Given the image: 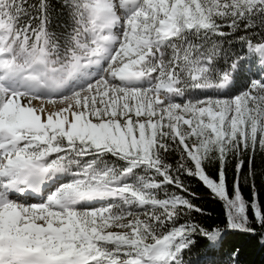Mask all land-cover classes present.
Instances as JSON below:
<instances>
[{"label": "snow or ice", "instance_id": "obj_1", "mask_svg": "<svg viewBox=\"0 0 264 264\" xmlns=\"http://www.w3.org/2000/svg\"><path fill=\"white\" fill-rule=\"evenodd\" d=\"M262 192L264 0H0V264H217Z\"/></svg>", "mask_w": 264, "mask_h": 264}, {"label": "trees", "instance_id": "obj_2", "mask_svg": "<svg viewBox=\"0 0 264 264\" xmlns=\"http://www.w3.org/2000/svg\"><path fill=\"white\" fill-rule=\"evenodd\" d=\"M59 2V0H54ZM232 175L229 174V181H231ZM188 183L191 184L192 190L196 192L198 199L195 201L198 206L203 209V215L196 214L198 216V222L205 226H217L224 227L225 218L222 212V204L218 200L212 197L210 192L197 180L189 179ZM259 183V182H258ZM244 194L247 197L248 190L244 189ZM264 197V192L261 193ZM197 245H203L207 241L205 238L197 236ZM233 247L239 249V261L240 264H264V236H261L259 232L255 236L238 234L230 235L229 243L225 245L221 252H217L212 258L217 264H231L229 257L233 251ZM204 255L203 247H200L199 251H193L189 257L190 260H200Z\"/></svg>", "mask_w": 264, "mask_h": 264}, {"label": "rangeland", "instance_id": "obj_3", "mask_svg": "<svg viewBox=\"0 0 264 264\" xmlns=\"http://www.w3.org/2000/svg\"><path fill=\"white\" fill-rule=\"evenodd\" d=\"M33 202H35V201H33Z\"/></svg>", "mask_w": 264, "mask_h": 264}]
</instances>
